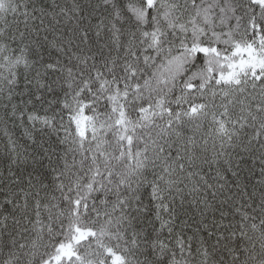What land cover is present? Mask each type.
Returning <instances> with one entry per match:
<instances>
[{"label":"snow or ice","instance_id":"6c2138e0","mask_svg":"<svg viewBox=\"0 0 264 264\" xmlns=\"http://www.w3.org/2000/svg\"><path fill=\"white\" fill-rule=\"evenodd\" d=\"M0 125V264H264V0H0Z\"/></svg>","mask_w":264,"mask_h":264},{"label":"trees","instance_id":"16d2710c","mask_svg":"<svg viewBox=\"0 0 264 264\" xmlns=\"http://www.w3.org/2000/svg\"><path fill=\"white\" fill-rule=\"evenodd\" d=\"M61 2H63V0H61ZM68 2L70 3L71 0H68ZM53 56H55L54 52H53ZM9 132L14 136V138L22 137V129L19 127H12L11 125H9ZM3 140H4L3 125H0V165L3 164V160H2Z\"/></svg>","mask_w":264,"mask_h":264}]
</instances>
